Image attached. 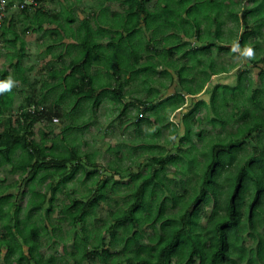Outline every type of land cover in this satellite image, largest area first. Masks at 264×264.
<instances>
[{
	"label": "rangeland",
	"instance_id": "1",
	"mask_svg": "<svg viewBox=\"0 0 264 264\" xmlns=\"http://www.w3.org/2000/svg\"><path fill=\"white\" fill-rule=\"evenodd\" d=\"M88 1L90 0H47L44 9L49 11L57 8L58 5L66 8L69 4L71 7L75 4L72 11L74 13L71 16L77 26L81 19H88L89 22L96 19V12L92 13L93 15L89 13L86 15L80 8V4L81 6L85 5L84 3ZM208 1H197L189 13L190 16H185L186 22L183 23L186 29L185 37L188 38L193 32H198L195 35L196 38L204 36L203 29H199L197 26V19L200 18L199 27L204 25L213 31L216 24L214 19H216L219 23V39L214 38L212 32L211 35L214 37H208L207 41L212 42L215 39V43L218 41L217 44L231 48L223 51L214 46L217 51L213 54L215 63L212 67L214 72L220 76L210 80L209 76L211 75L203 72L201 68V73L198 72V75L203 77L195 79L187 66H184L183 71H180L185 90L190 94L201 90L203 84L208 81H212V84H221L216 85L217 90L214 92V96L209 93L211 84L205 91V95L202 96L201 100L205 102L197 101V106L195 105L194 110L185 117L187 135L183 141H179V138L184 134L182 116L194 105V99L187 98V101H183L182 107L178 109L170 107L174 104L177 105L180 96L173 95L164 98L162 93H159L151 84L154 82L148 75L152 74L153 70L146 72L147 78L142 82L141 87L145 91L148 89L151 91L146 99L155 101V106L152 107L150 103L151 107L143 113V119L138 125L136 121L140 115L138 111L140 107L136 106V102H132L130 105L126 104V116L123 117L121 114L119 115L121 109L112 108L104 101L103 96L99 105L100 110L109 116L101 117L97 110L96 117L92 118L90 115L87 119L89 111L83 109L82 112L84 103L81 102L82 105L78 104L76 112H71L69 117H63V113L66 114L68 111L64 105L66 100L59 97L57 88H48L41 82L48 83L50 72L47 69L54 67L55 70H58L67 65L68 60L65 62L52 60L48 63L46 60L43 61L40 54L51 53L56 56L60 54L58 46H48L51 43L50 36L41 32L37 36H30L27 34L28 31L22 29V26L12 24L16 27V31L18 30V36L23 38L22 53L32 56L33 60L36 56L39 59L28 64L31 74L23 84L26 87V92L17 96L16 103H19L21 110L23 106L32 110L35 106L34 103L39 101V108L44 109L46 113L41 116V122H36L35 140L38 142L41 139L44 144L45 142H54L55 146L63 149L62 153H68L66 147L69 146L70 153L79 156L83 169L80 166L77 167L75 175L72 177L74 180L71 181V179L70 183L62 186L56 184L55 189L57 190L53 201H48L32 214H26L27 217L23 219L21 227H28L29 222H35L40 226L43 223L45 226L44 222H47L46 230L43 227L41 229V235L33 250V255H28L29 257L26 255L25 261L22 258L16 260L17 255H15L10 262L9 258L3 259L5 253L0 250V264H26V262L34 264V259L39 260L41 264H125L129 258H149L157 248L159 239L166 237L171 228L178 227L180 216L184 213L187 205L189 207L186 216L187 233L191 236H200V241L205 244L202 247L205 255L207 244L212 236L214 222L225 215L223 200L226 191L228 195L234 186V173L241 167L248 170L251 165L261 179L262 198L258 208L254 211L253 223L250 226L247 219V208L252 183L245 180L246 191L243 192L239 200V223L231 231L228 260L223 264H264V0H218L219 2L214 0L216 2L214 5ZM4 3L0 2V7L5 6L4 11L0 10L2 13L1 25L5 24L8 16L6 0ZM15 3L17 4V2ZM104 3L105 1L102 6L105 5L109 10H112L109 11L110 16L124 12L125 7L119 2L110 0ZM193 3L194 1L191 2V5ZM159 4L157 0H148L146 8L150 11L157 10ZM97 5H99V1L93 0L89 6L94 9L93 7ZM172 6L177 7L173 4ZM39 7L42 6L39 4ZM77 11L81 14L78 15ZM166 14H168L166 18L174 16L171 12ZM151 17L148 26L152 25L155 29L163 30V33L166 34L164 39L166 44L176 45L179 41L176 34L181 33L159 26L160 20L155 16ZM154 19H157L159 25L153 23ZM100 21L105 23L104 19ZM244 32L248 35L241 46L239 38ZM99 33L100 39L96 38V36L99 38L98 33L94 34V41L97 44L113 43L112 46H115L118 43L116 39L113 40L109 36L111 33L105 30H99ZM132 35V41L138 39L139 35L143 37L139 30ZM207 36L205 35L202 39H206ZM30 37L33 38L34 43L38 37L39 44L34 45L33 41L29 40ZM14 39V36L8 32L4 36L6 42H0V54L2 52L5 58L4 63H0V68L9 64L8 56L11 53L20 54L21 52L17 47L19 45L17 39L14 45L8 42ZM200 40L196 39L194 43H190L193 46L187 53L190 58L202 57L203 51L197 49L201 44ZM142 45L145 48L143 43ZM181 49L183 47L176 50ZM79 50L81 49L77 45L76 48L70 50L69 56L77 55L76 52ZM198 52L202 54H198ZM143 55H148V53L145 52ZM143 59L144 57L141 60ZM211 59L212 56H209L206 61L211 63ZM204 64L206 65V63ZM142 66L145 65H139V67ZM180 66L174 63L169 68L173 73V70L175 71ZM103 67L109 71V67ZM93 70L92 73L96 72L95 87L109 84L108 79L111 80V76L103 74L105 70L101 75L98 70ZM228 70L230 73H226ZM9 71L11 70L9 69ZM45 75L46 78L43 77ZM192 79L195 80L191 81ZM223 83L228 85H223ZM216 86L212 88V91ZM37 87L38 90L42 87L40 93H37ZM135 91L137 90L132 89V92ZM132 95L143 98L142 94ZM67 99V105L72 108L73 102H75L74 96L70 95ZM200 102L205 104L202 105ZM116 107L124 109L121 103H118ZM39 108H35V112H38ZM163 108L166 109L164 111V115H167L165 119L158 114ZM156 115H158L157 119ZM110 116H116L119 121L116 122V118L110 121ZM256 124L260 127L251 130ZM112 126L116 129L113 130ZM248 129L251 131L249 132ZM228 141H232L235 146L232 165L229 168L228 165L225 167L216 165L215 174L209 179V190L206 191L201 201L194 204L191 200L199 194L198 189L204 170L213 154L211 152L213 145L216 143L225 144ZM226 155L221 153L219 157ZM154 157H160L163 164L152 162L151 158ZM6 169L7 167L0 172V178H4L6 184L9 181L12 183ZM92 169L95 173L91 171V174L88 175ZM154 169L158 170V178L146 190L142 207L135 213L137 220L135 225H131L129 221L125 220L116 223V216L125 212L128 203L132 200V194L138 185L137 182L140 181L139 178H134L136 173L142 170L141 175L145 177ZM72 173L73 169L71 168L70 175ZM99 181H105V185L98 190L97 183ZM46 183L45 179L36 181V189L42 191L44 195L47 188ZM33 186L34 182L29 185L34 189ZM20 190L21 188H19ZM29 196L30 194L27 193L24 200L21 201L23 211L26 209L35 211L33 205L26 204ZM92 196L97 197L98 201L91 208L90 213L76 225H71L70 219L64 213L66 208L64 206L72 207L74 201L85 202L87 199H93ZM13 199L17 202L15 197ZM73 208L72 212L76 213L77 208ZM110 227L112 228L110 229ZM102 234L104 236H101ZM90 252L95 255H90ZM94 252L100 255L105 252L106 259L98 257ZM186 259L187 257L181 261L180 257L175 254L171 258V264H185ZM191 262L190 264H198V256H193Z\"/></svg>",
	"mask_w": 264,
	"mask_h": 264
},
{
	"label": "trees",
	"instance_id": "2",
	"mask_svg": "<svg viewBox=\"0 0 264 264\" xmlns=\"http://www.w3.org/2000/svg\"><path fill=\"white\" fill-rule=\"evenodd\" d=\"M41 1L44 0H29V7H33L36 9L34 10V18H38V20L42 18H58L60 16L59 13L57 15H51L48 14L49 12L43 13L40 9L41 7H37L41 3ZM99 5L96 7H93L94 9L91 8V11L94 13L96 12V19L97 21L101 22L100 20H105L106 24H115L116 27L122 28L123 33L126 36H122L119 34L118 37V43L115 46L113 43H107V44H97L93 37L94 34H97L99 32L94 33L93 31H90V26H89V20H83L79 26V30L77 31V34L79 37L81 36V33H83V37L78 40L77 45H79L80 49L79 52H76L77 55H75L67 65L63 66L61 70H54L50 69V77L52 79H57V82L53 84L54 86H61L63 89V92L60 94V98L62 100H66L65 107L67 109H70L69 112H67L65 115L70 114L71 112H76L77 111V106L82 103L84 105L82 106V112L83 109L85 111V108L87 105L92 101L93 98L98 99L99 94H96V87L94 85L95 83V76H93L90 73L91 67L94 65V58H92L91 53H92V48H91V41L92 44L95 43L93 47V51L101 50L105 51V62L104 66L109 67V71H112V75H117V79L115 82L114 87L110 91V98L116 102L120 103L121 98L123 95V88L125 83L129 82L130 80H133V78H137L138 72L143 71L144 76L147 75L146 72H149L153 70L154 63L151 62L153 58H148L145 62V66L142 67H137V59H139V49L133 44L132 39V34L136 33L138 30L144 34L145 32L142 31L144 30H152V34L150 35L151 37L150 40L152 43L149 41H146V36L139 35L137 38H140L141 41H139V45L143 47L142 43L145 45V50L151 51L153 49V43L154 39L156 36L160 34H165L163 33V30L161 31L160 29H155L151 26H148L149 20L152 19L151 16H155V18H158L160 20V25L157 22V19H154V24L159 25L163 28H167L169 30H174L176 32H182L185 35V25L183 24L186 22L185 16L187 17L188 15L190 16L189 13L193 10V7L195 6L196 2L199 0H193L194 3L191 5L190 0H157L159 1V6L156 8L157 10L150 11L146 8V3L148 0H112L119 2L120 4H123L125 7L124 12L122 11L120 14H113L112 16L109 15V9L108 7H103L102 4L103 2H108L110 0H98ZM218 1V0H217ZM208 2L213 3L214 5V0H209ZM219 2V1H218ZM19 3H21L19 1ZM216 3V2H215ZM175 5L177 7L172 6ZM191 5V6H190ZM219 5V3H218ZM27 5H22L21 7H25ZM189 6V7H187ZM40 8V9H39ZM167 10V11H166ZM160 11V12H159ZM167 12L173 13L172 18H166ZM64 13L65 10H64ZM123 13V14H122ZM165 16V17H164ZM68 20L67 22L70 23L72 22V18L67 15L66 17ZM112 18V19H111ZM4 20V19H3ZM42 21V20H40ZM197 21V26L200 29L198 23L200 21V18L196 20ZM213 21V20H212ZM215 24V29L214 31L209 28L208 35L207 37H210L212 32L215 36V38L218 40L219 39V34H218V26L219 23L214 19ZM4 25L5 24H0V42H6L4 40V36L6 32L4 31ZM142 25V27H141ZM147 26V27H146ZM130 28V30H128ZM198 31L200 32V30ZM82 31V32H81ZM173 31V32H174ZM110 33V32H108ZM198 33V32H197ZM193 32L192 34L189 35V37H195L197 34ZM110 35V34H109ZM114 37H111L113 40L115 38V33H113ZM207 35V33H206ZM248 34L246 32L242 33L239 38V43L241 46H243L244 40ZM15 36L16 40L17 36ZM206 37V38H207ZM92 38V39H91ZM196 38V37H195ZM91 39V41H90ZM167 39V38H166ZM164 43L166 44L165 40ZM215 45V44H212ZM1 46V45H0ZM210 44H206L205 46L203 45V48L201 49L202 51H206L209 49ZM218 49H222L227 51L231 47H227L225 45H221L217 47ZM176 49H180V46L178 44L171 46L168 50L165 51H157L153 52L154 53H159L160 55H163L165 53L172 54V52L177 51ZM138 50V53H137ZM96 54V53H95ZM121 54V55H120ZM159 56V55H157ZM161 57V56H159ZM157 57V58H159ZM164 57V56H162ZM135 64V65H134ZM174 64V62L168 63L167 65ZM18 65V63L16 64ZM211 67V66H210ZM180 71H183L182 69L178 70L177 76L180 78L182 81V76L180 75ZM116 73V74H115ZM129 73V78L126 79L122 75H127ZM150 75V74H149ZM148 75V76H149ZM7 72L4 70H0V105H3L4 107L7 104H1L3 99H9L10 100V94L8 93V90L5 88V84L8 82L7 80ZM183 83V82H182ZM218 86V85H217ZM214 88L211 93V95H215L214 92L217 90ZM186 88V87H185ZM235 88V86H234ZM233 88V90H234ZM187 91V90H186ZM2 93H5V96L2 95ZM196 92L194 93H188L187 95L191 97H195ZM70 95L74 96L75 102H73V107L70 108V106L67 105L68 102V97ZM9 96V97H8ZM180 101L174 106L170 107H176L177 109L182 107V103L184 100L183 96L179 95ZM212 98V97H211ZM95 100V99H94ZM139 101V100H136ZM39 102V101H38ZM38 102L34 103L35 106H33L34 109L27 108V106H23V108L20 112V121H19V126L17 128H12L11 126H8V128L3 132L0 130V166L3 163H7L10 161V158L14 152V149L20 148L22 150V153H25V157L21 158L18 163V168L21 170L22 174H27L28 180L31 181L34 180L36 177H40V179H45L48 181L50 180L49 188H51V196H50V202L53 201L54 195H55V189L52 188V183L54 178L60 177L58 184L66 183L68 180H71L72 177L75 175V170L77 169L78 166L81 167L80 164V159L79 156L76 154L72 155L71 153H60L58 156L52 155L53 153L47 151L44 147H41L34 143L32 140H29V138L32 136L31 129L35 125L37 121L41 119V115L45 114V110L41 109L38 110V112H35V108L38 105ZM82 102V103H81ZM98 102V101H97ZM3 103H5L3 101ZM139 104V116L137 118L136 124L140 123L143 119L142 115L146 110H148L151 106L150 103L147 105L146 103L138 102ZM197 103V102H196ZM196 103L189 108V111L182 116V121H183V126H184V134L181 138H179V141H183L184 138L187 135V129L185 125V117H187L188 113L190 111H193L194 108L197 106ZM200 104L204 105V102H200ZM212 104V103H210ZM137 105V106H138ZM152 107L155 106V103H151ZM196 105V106H195ZM29 107V106H28ZM166 118L167 115L163 116V118ZM164 118V119H165ZM8 122H10V119H8ZM1 127V124H0ZM260 125L256 124L251 130H255L259 128ZM249 132L251 131L248 129ZM234 143L232 141H228L225 144H215L213 145L211 152L213 153L211 155V160L208 162L206 165V169L204 170L199 191L196 196L192 198V202L194 204L198 203L199 201L202 200V197L205 195L206 191L209 190V179L212 175L215 174V168L216 165L218 164L221 167H225V165H228V168L232 165V161L234 159ZM221 153L227 154L225 157H219ZM254 158V157H253ZM252 158V160H253ZM152 162L154 163H159L163 164V160L159 157H154L151 158ZM74 163V165H72ZM79 163V164H78ZM91 163V162H90ZM92 164V163H91ZM73 169V173L70 175V169ZM162 168V167H161ZM227 168V169H228ZM68 171V172H67ZM92 173H95L94 169L90 170L88 175ZM142 170L137 172L134 178H139L140 181L138 182L137 187L134 189V192L132 194V200L131 202L128 203V206L122 214L116 216L117 218L115 219L116 223H118L120 220H125L129 221L131 225H135L136 219H135V213L138 212V210L141 209L142 204H143V199L146 193V190L150 185L154 184V180L158 178V170H152L147 176L142 177L141 175ZM234 186L232 187L231 191L227 195V191L225 194V199L223 200L224 203V209H225V215L222 216L221 218L217 219L214 222V226L212 229V236L210 237L209 243L207 244V252L204 255L202 247H204V242H201L200 236L199 235H194L191 236L187 233V221H186V216L189 211L188 205L184 209V213L180 216L179 219V225L176 228H171L169 230V234L164 237L160 238L157 244V248L155 249L154 253L151 254L149 258H129L126 260L125 264H171V258L175 254L180 257V260L182 261L187 257L186 263L185 264H190L192 263V257L193 256H198V264H223L227 263L228 260V252L230 249V243H229V237L231 234L232 229L236 228L238 223H239V200L243 194L244 191H246V185L244 184L245 180H248L252 183V191H251V196H250V201L248 203V208H247V219L252 226V219H253V214L254 211L258 208L261 198H262V182L259 176L254 172L252 169V165L249 166V169L246 170L244 167L239 168L235 173H234ZM39 179V180H40ZM105 185V181H99L97 183L98 190L102 188ZM26 187V185H25ZM25 192H23L24 195ZM33 198L37 199V202H34L35 209L41 208L45 204V199H44V194H41V192H33L32 193ZM93 197V196H92ZM226 197H228L226 199ZM98 198L93 197L91 200H85V202H80V201H74L72 207H69V205L64 206L66 207L64 210V213L66 214L67 218L70 219V224L71 225H76L79 221H82L84 216L88 215L90 213L91 208L97 203ZM30 204V203H29ZM28 204V205H29ZM43 205V206H42ZM16 207V213L17 210L20 208V204L15 206ZM76 207V213L72 212V208ZM74 209V208H73ZM71 210V212H70ZM28 214V213H26ZM29 215V214H28ZM27 217V215H26ZM46 224L47 222H44L43 229L46 230ZM15 228L17 229V235L19 237L20 244L21 242L28 247V255L32 256L33 255V250L36 246L37 239L39 238V235H41V232L39 230V226H37L35 223L33 224L32 222L28 223L27 226L21 227L19 229V224L16 223L14 224ZM112 227H110L111 229ZM109 229V231H110ZM107 233V231H106ZM2 234V233H1ZM0 234V246L1 243L5 240V244H7V252L3 259H10V262H12V257L15 256V250L18 249L17 259L19 260L20 258L24 259V261L27 259L26 256L23 255L22 251V245L17 244L16 242L13 244H10L8 242V237H11L10 233L8 232V228L5 226V232H3V237ZM101 236H104L102 234ZM15 236L14 239L15 240ZM7 240V241H6ZM103 241V240H102ZM96 253V252H94ZM105 252H102V254H97L96 255L102 259L105 258ZM90 255H95L90 252ZM28 256V257H29ZM9 260L7 261V263ZM20 262V261H17ZM229 262V261H228ZM26 264H28L26 262ZM34 264H41V262L37 259H34Z\"/></svg>",
	"mask_w": 264,
	"mask_h": 264
},
{
	"label": "crops",
	"instance_id": "3",
	"mask_svg": "<svg viewBox=\"0 0 264 264\" xmlns=\"http://www.w3.org/2000/svg\"><path fill=\"white\" fill-rule=\"evenodd\" d=\"M87 1V0H85ZM93 1V0H92ZM92 1H88L87 3H84L85 5L80 4V8L81 10L83 9V14L89 13L90 15H93L92 11H91V6L90 3H92ZM6 5L7 7V18L5 20V25H4V31L6 33H10L13 36L16 35L17 36V40L19 41V45L17 47L20 48V54H13L11 53L10 56H8V62L9 64H6L7 66H3L0 69L4 70L7 72L8 76H7V80L8 82L5 84V88L8 90V93L10 94V100L7 99H3V101L5 103H3V101L1 102V104H6V103H10L7 104L5 107L3 105H0V130L3 132H5V130L8 128V126H11L12 128H17V126H19V121L20 119V105L17 102V96L21 95L23 93H25L26 91V87H24V83H26V79L27 77H29V74H31L30 71V67L28 66V64L32 61H37L39 60L38 57H35V60H33L32 56H26L22 53V48H24V46L22 45L23 42V38H21L20 36H18V33L16 31V27L12 26V24H17L19 26H22V29H25V31H28L29 33H27L28 35H33V36H37V34L41 33H46L49 37L50 40V44L48 46H58L59 52L60 54L58 56L56 55H52L50 54H40L43 61H47L50 62L52 60H56L59 62H65L66 60H68V63L75 58V54L73 56H69L70 54V50H72L73 48L77 47V43H78V38H82L83 37V33H81V36L79 37V35L77 34V31L79 30V26L81 24V22L85 19H81L80 22H78V25L76 26V21H74L73 17L71 16V14H73V8L75 7V4L71 7V5L69 4L68 6H66V8L61 7L60 5H58L57 8H53L50 9L49 11L44 9V7L47 4V0L41 1L40 5L41 7V11L43 13L49 12L48 14L51 15H57V13L60 14V16L58 18H42L40 20H38V18H34V10L36 9L33 7H29V5L25 6V7H19L18 5L21 6V3H15L16 1L14 0H6ZM107 3V2H105ZM104 3V4H105ZM37 7H39V5H37ZM103 7H106L105 5ZM64 10L66 13H64ZM109 11H112L111 9ZM79 11H77L78 13ZM80 13H78V15H80ZM36 15V14H35ZM67 15L70 16L72 19V22L68 23L67 22ZM88 20V19H86ZM14 21V22H13ZM90 26V31L93 32H99V30H105L107 32H110L111 34L109 36L114 37L113 33H115V38L114 40H118V35L121 34L122 36H126L123 33V29L122 28H118L115 26V24H106L104 22H99L97 21V19H95V21L89 22L88 23ZM142 27V25H141ZM200 29H203V35L205 36L206 33L208 35V30L209 28H206L204 25H200ZM143 32H145L143 35L146 36V41H149L150 43H152V41L150 40L149 37H151L150 35L152 34V30H144L142 29ZM172 31V30H170ZM174 31V30H173ZM212 31V29H211ZM181 34H176L177 37L179 38L178 41V46L183 47V49L178 50L172 52V54L169 53H165L163 55H160L159 53H154L153 52H159V51H165L168 50L171 46L173 45H168L164 43V39H165V35L166 34H160L158 36L155 37L154 39V45H153V49H151V51L145 50V48H142L139 45V41L140 38L136 39L135 41H133V44H135V46L139 49V59H137V67H139V65H145V62L148 58H153L152 59V63H154V67H153V73L150 74L149 76H151V79L153 80L154 83H151L156 90H158L159 93H162V95L164 96V98L166 96H173V95H181L183 96L184 100L187 101V98H193L194 99V103H196L197 101H204L201 100L202 96L205 95V91H207V89L211 86L212 81H208L206 84H203V88L199 91H197L195 93V97H191L189 95H187V91L185 90V86L182 83V81L180 80V78L177 76V71L182 69L184 66H187L189 68V72H192V77L197 79V78H201L203 76L198 75V72L201 73V68L203 69V72H207L209 73L211 76H209L210 80L220 76L217 75L214 70H213V65H214V58H213V54L217 51V48H215L214 46H221V44H217V42L215 43L213 39L212 42L210 40L207 41L208 37L206 39H202L204 36H199L198 38L195 37H189L186 38L185 35L182 32H179ZM98 36H96L97 39L101 38L100 33H98ZM209 36V35H208ZM19 37V38H18ZM211 37H214L211 35ZM15 38V36H14ZM38 37H36L37 39ZM95 37H93L94 39ZM215 38V37H214ZM35 39V43L33 41V38L30 37L29 40L33 41V44H39L38 43V39ZM92 39V38H91ZM90 39V41H91ZM104 39V38H103ZM196 39H201L199 41L200 46L197 48L198 50H201L203 48V45L205 46L206 44H210L208 50L203 51V55L201 58H190L188 56V51L191 49L190 47H193L190 43H194ZM37 41V42H36ZM10 44H15V41H8ZM211 42V43H209ZM101 45H103V43H100ZM215 44V45H212ZM33 45V46H34ZM95 43L92 44L91 41V48H92V53L91 56L92 58H94V65L91 67L90 69V73L96 77V72L92 73V71L98 70V73L101 75L103 70H105L103 72V74H108L109 76H111V80L108 79L109 84H102L99 87H96V94H99L98 99L93 98L92 101L87 105V107L85 108V110L87 109L89 111V115L87 116V119L89 118V116L91 115L92 118L96 117L98 114L96 113L97 110H99V115L101 117L104 116H109L108 114L104 113L103 111L100 110V101H101V97L103 96V98L105 99L104 101H106L108 104H110V106H112V108L115 109H121V112L119 110V115L121 114L123 117L126 116L125 115V106L126 104L132 103V102H136V104L138 105V102H144L147 105L149 103H153L155 101H149L148 96L151 93V91L148 90H143V87H141V85L143 84L142 82L147 78V76H144V72H138L137 74V78H133V80H130L129 82L125 83L124 88H123V95L121 98V104L124 106V109L116 107L118 103L114 102L110 97V91L111 89L114 87L116 79H117V75H112V71L108 72V70H106L103 66L105 59V51H101V50H97L93 51V47H94ZM26 46V45H25ZM36 47V46H35ZM37 48V47H36ZM2 49V48H1ZM196 49V50H197ZM3 50V49H2ZM62 51V52H61ZM225 51V50H223ZM147 52L148 55H143V53ZM201 52H198V54H200ZM13 54V55H12ZM202 54V53H201ZM121 55V54H120ZM161 57H159V56ZM6 56V54H5ZM69 56V57H68ZM164 56V57H162ZM212 56L211 59V63H208L206 61V58ZM144 57L143 60H141ZM159 57V58H157ZM185 58V59H184ZM4 54L1 52L0 54V63H4ZM184 59V60H183ZM40 62V61H39ZM174 62L177 66H180L179 68H177L175 71L170 70L169 65H167L168 63ZM18 63V65H16ZM67 63V64H68ZM206 63V65L204 64ZM135 65V64H134ZM205 65V66H204ZM10 67L9 69L11 71H9V69L7 70L6 67ZM65 66V65H64ZM211 66V67H210ZM50 69H47L50 72ZM52 69H54V67H52ZM55 70V69H54ZM58 70H61V68H59ZM56 70V71H58ZM226 72V71H225ZM226 73H230V71L228 70ZM224 73V74H226ZM116 74V73H115ZM223 75V74H222ZM123 77H125L126 79L129 78V73L127 75H122ZM198 76V77H197ZM44 78H46V75L43 76ZM191 78V77H190ZM192 79L191 81L195 80ZM38 80V78H37ZM35 80V81H37ZM48 83H44L41 82V84H45L51 88H57V92L58 95L60 96L61 92H63V89L61 86H54L53 84H55L57 82V79H52L51 77H49V79L47 80ZM51 81V83H50ZM216 85H221V84H212L211 88L209 89L210 92L212 93V88L215 87ZM223 85H228L223 83ZM23 86V87H22ZM41 86V85H40ZM132 89H136L137 91L132 92ZM42 90V87H40V89L38 90L37 87V93H40ZM140 90V93H139ZM28 91V89H27ZM103 93V94H102ZM142 94V97H138L137 95H132V94ZM3 96H5V93H2ZM200 95V96H199ZM8 96V97H9ZM199 96V97H197ZM141 98V99H140ZM95 99V100H94ZM199 99V100H198ZM139 100V101H136ZM98 101V102H97ZM205 102V101H204ZM103 103V101H102ZM136 105V106H137ZM150 106V105H148ZM99 107V108H98ZM37 108H39V105H37ZM130 108V107H129ZM38 110H41V108H39ZM43 110V109H42ZM70 109H68L67 112H69ZM139 111V110H138ZM147 111V110H146ZM164 111H166V109H160L159 111V115H162L161 117L163 118L164 116ZM95 114V115H94ZM42 116V115H41ZM69 117L70 115H65L63 113V117ZM57 117H59L57 115ZM130 117V116H129ZM116 118V116H110L109 120L112 121ZM155 118H158V115L155 116ZM165 118V117H164ZM163 118V119H164ZM8 119H10V122H8ZM41 120V119H40ZM39 120V121H40ZM38 121V122H39ZM119 121V118H116V122ZM41 122V121H40ZM39 124V123H38ZM36 125V123H35ZM31 129L32 132V136L29 138V140H32L34 143H36L37 145L44 147L47 151H49L50 153L52 152L54 156H58L60 153H62L63 149L62 148H58V146H55L54 142L51 143H42L41 139L40 141H36L35 140V134L34 133V127ZM113 127V126H112ZM66 129V127H65ZM116 128L113 127V130H115ZM45 134V133H44ZM46 135V134H45ZM70 147L68 146V148L66 147V149L68 150V154H70ZM63 154V153H62ZM75 153H73L72 155H74ZM25 157V153H22V150L20 148H16L14 149V152L10 158V161L7 163H3L0 166V172L5 169V167H7V175H9V178L12 179V183L11 181H9L8 184L4 183V178H0V234L3 232H5V226L6 228H8V232L10 233L11 237H7L8 242L10 244H14L15 242L17 244H20V239L17 235V229L15 228L14 224L18 223L19 224V229H21V223L23 222V219L26 218V213L28 214H32L34 212H36L37 210H31V209H26V211H23L21 208V201L24 200V197L26 196L27 193L30 194L29 199H27L26 204L28 205L30 203V205H35L34 202H37L36 198H33L32 193L35 192H41L38 189H36L37 185H36V181H38L40 179V177H36L34 180H31L30 182L27 181L28 177L27 174H22L21 170L18 168V163L19 161H21V158ZM1 161V158H0ZM1 177V176H0ZM4 177V176H2ZM7 177V176H6ZM60 177H56L53 180L52 183V188L55 189V185L58 184ZM74 179H72L71 181H73ZM34 182V189L30 188L29 185L31 183ZM46 193L44 196L45 199V204L48 203V201H50V196H51V188H49V182L48 179L46 180ZM38 183V182H37ZM67 184L70 183V180H68L66 182ZM66 183H62V185L66 184ZM26 185V187H25ZM19 188H21V190L19 191ZM57 189H55L56 191ZM19 191V192H18ZM23 192L24 195H23ZM16 198L17 202H15V200L13 198ZM11 198V199H10ZM20 204V208L17 210L16 213V207L17 205ZM44 204V205H45ZM43 206V205H42ZM35 215V214H33ZM38 221V220H37ZM33 224L35 222H32ZM36 224V223H35ZM42 225L40 226L39 224H37V226H39V230L41 232V229L43 227V223H41ZM1 234V235H2ZM15 236V240L14 239ZM3 237V235H2ZM40 238V235H39ZM38 238V239H39ZM37 239V241H38ZM7 241V240H6ZM37 243V242H36ZM22 253L24 256H28V247L26 245H24L22 242ZM0 250L3 251L5 254L7 252V244H5V240L3 241V243H1L0 246ZM17 251H19L18 249L15 250V255L18 253ZM26 256V257H27Z\"/></svg>",
	"mask_w": 264,
	"mask_h": 264
},
{
	"label": "built area",
	"instance_id": "4",
	"mask_svg": "<svg viewBox=\"0 0 264 264\" xmlns=\"http://www.w3.org/2000/svg\"><path fill=\"white\" fill-rule=\"evenodd\" d=\"M15 1H16L17 3H19V1H20V2L22 3V5H28V4H29V0H15ZM0 2H1V4H2V3H4V0H0ZM4 4H5V3H4ZM4 7H5V6L2 5V6L0 7V10H1V11H4ZM3 14H4V13H3ZM1 17H2V13H0V19H1ZM139 116H141V115H139Z\"/></svg>",
	"mask_w": 264,
	"mask_h": 264
},
{
	"label": "bare ground",
	"instance_id": "5",
	"mask_svg": "<svg viewBox=\"0 0 264 264\" xmlns=\"http://www.w3.org/2000/svg\"><path fill=\"white\" fill-rule=\"evenodd\" d=\"M138 183V182H137Z\"/></svg>",
	"mask_w": 264,
	"mask_h": 264
}]
</instances>
